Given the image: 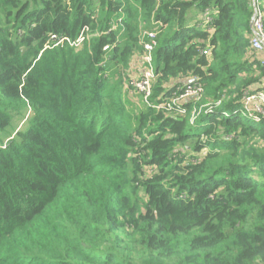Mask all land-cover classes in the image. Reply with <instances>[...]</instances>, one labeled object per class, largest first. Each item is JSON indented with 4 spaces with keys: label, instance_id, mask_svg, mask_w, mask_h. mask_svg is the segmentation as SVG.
<instances>
[{
    "label": "trees",
    "instance_id": "trees-1",
    "mask_svg": "<svg viewBox=\"0 0 264 264\" xmlns=\"http://www.w3.org/2000/svg\"><path fill=\"white\" fill-rule=\"evenodd\" d=\"M253 16L252 0H0V131L19 121L0 140V264H264V118L241 102L263 90ZM152 19V106L132 114ZM193 79L188 115L165 110Z\"/></svg>",
    "mask_w": 264,
    "mask_h": 264
},
{
    "label": "built area",
    "instance_id": "built-area-1",
    "mask_svg": "<svg viewBox=\"0 0 264 264\" xmlns=\"http://www.w3.org/2000/svg\"><path fill=\"white\" fill-rule=\"evenodd\" d=\"M161 0H158V5ZM213 20V12L207 9L202 13L198 26L202 29H209ZM121 19L119 20V23ZM152 26L158 25L161 27L160 22H156L152 19ZM119 24L116 25L118 27ZM253 37L251 39L252 48L257 52H264V12L260 9L257 3V8L254 10V22L252 24ZM88 30L82 32L76 41L68 42L75 48L81 47L85 40L91 39L92 35L87 34ZM160 35L159 30H151L147 28L141 29L139 35L140 50L136 52L131 59V71L126 80V88L130 95H139L142 98L144 104L152 106L151 99L153 97V86L156 82V70L154 63V51L158 46V38ZM53 39H57L56 36ZM66 39L59 40L58 43H62ZM57 43V44H58ZM112 48L106 46L104 51L106 52L105 58L107 60V53ZM203 55H210V49L203 50ZM261 65L264 68V59L261 60ZM261 91H254L246 89L242 95V107L243 110L250 115L254 120L260 121L264 118V76L262 78ZM204 93V86L197 79H193L189 84L184 87H179L177 92L172 97L171 101L164 105L163 108L167 111L176 110L179 115L187 116L188 112L183 107V104L192 100L196 102L200 101ZM159 109L160 107L155 106ZM201 109L194 108L190 115V123H194Z\"/></svg>",
    "mask_w": 264,
    "mask_h": 264
},
{
    "label": "rangeland",
    "instance_id": "rangeland-1",
    "mask_svg": "<svg viewBox=\"0 0 264 264\" xmlns=\"http://www.w3.org/2000/svg\"><path fill=\"white\" fill-rule=\"evenodd\" d=\"M135 97H132L133 100V104L130 107V111L132 114H134L135 112H137L139 109H141V107L143 106V101L141 96L138 95H134ZM131 117V116H130ZM133 118V117H132ZM134 119V118H133ZM19 126V121H16V119H14L11 124L7 127V129L5 131H0V140H4L7 137H9L14 131L15 129Z\"/></svg>",
    "mask_w": 264,
    "mask_h": 264
},
{
    "label": "crops",
    "instance_id": "crops-1",
    "mask_svg": "<svg viewBox=\"0 0 264 264\" xmlns=\"http://www.w3.org/2000/svg\"><path fill=\"white\" fill-rule=\"evenodd\" d=\"M198 17V16H197ZM199 18H200V15H199ZM154 30H158L159 29V26L158 25H155L153 26ZM156 28V29H155ZM260 54V53H259ZM259 58L261 59H264V52H261V54L259 55Z\"/></svg>",
    "mask_w": 264,
    "mask_h": 264
},
{
    "label": "water",
    "instance_id": "water-1",
    "mask_svg": "<svg viewBox=\"0 0 264 264\" xmlns=\"http://www.w3.org/2000/svg\"><path fill=\"white\" fill-rule=\"evenodd\" d=\"M252 2H253L254 10H255V9L257 8V0H252ZM253 22H254V16H253V18H252L251 27H252ZM252 30H253V29H252Z\"/></svg>",
    "mask_w": 264,
    "mask_h": 264
}]
</instances>
